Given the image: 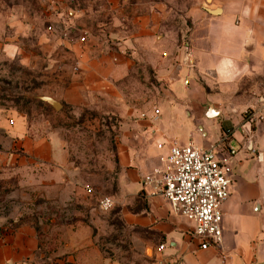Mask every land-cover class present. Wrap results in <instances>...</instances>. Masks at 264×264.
Wrapping results in <instances>:
<instances>
[{"label": "crops", "instance_id": "0c3cea01", "mask_svg": "<svg viewBox=\"0 0 264 264\" xmlns=\"http://www.w3.org/2000/svg\"><path fill=\"white\" fill-rule=\"evenodd\" d=\"M204 5L210 11L200 5L190 14L184 53L174 60L177 68L166 70L165 76L159 70L157 75L171 92L160 106V120L141 119L128 109L116 146L121 199H114L115 214L126 228L137 232L140 246L150 248L151 257L142 255L144 264H264V0H210ZM58 6L63 9L67 4ZM60 10H46L45 19L71 28L77 12L70 9V17H61ZM18 11L13 6L8 16L16 31L9 42H0V52L34 68L39 60L45 63L44 70L58 65V79L67 83V103L80 106L85 104V93H109V73L123 69L111 62L118 54L106 51L98 57L97 47L83 46L69 29L53 43L54 37L23 22ZM140 21L144 30L130 34L125 43L139 46L144 54L151 32L142 27L145 20ZM19 25L30 32L33 48L25 50L15 42ZM76 28L83 34L82 25ZM248 109L263 119L246 123L243 113ZM7 116L0 111L4 162L33 170L28 184L47 203L67 207L77 202L81 186L73 180L62 142L55 137L31 139L21 119L15 129L16 122ZM226 134L224 144L235 155L230 157L226 147H218V158L227 159L231 180L229 197L221 206L223 242L202 251L192 237V225L173 215L161 196H150L142 180L158 166V157L167 153L169 143L209 147ZM158 144L163 149H157ZM95 221L52 225L43 236L31 224L8 229L0 223V264H123L102 249L100 221ZM105 221L110 224L112 219L101 222Z\"/></svg>", "mask_w": 264, "mask_h": 264}, {"label": "rangeland", "instance_id": "374dc122", "mask_svg": "<svg viewBox=\"0 0 264 264\" xmlns=\"http://www.w3.org/2000/svg\"><path fill=\"white\" fill-rule=\"evenodd\" d=\"M204 1L0 0V42H9L10 36L15 35V26H11L8 17L15 6L22 21L31 22L46 31L54 37L51 42L55 43V37H61L65 29L72 30L75 33L73 39L81 35L85 38L83 46L97 47L98 57L106 51L118 54V59L114 57L111 62L123 68L109 73L108 81H112V86L108 94L85 93V104L76 106L65 100L67 83L58 79L57 74L61 71L58 65L44 70L45 63L39 60L34 68L29 62L7 58L0 52V111L16 122L15 129L19 126L16 120L21 119L31 139L58 138L74 171L73 180L79 183L82 192L77 202H70L67 207L47 203L28 184L27 179L35 174L33 170L8 165L0 155L2 227L13 229L31 224L38 235L43 236L49 226L75 219L89 222L93 218L95 222L100 221L101 243L121 263L144 264L142 255H147L148 250L151 257L150 248L144 249L139 245L137 232L126 228L115 214L114 199H121L116 180L119 178L116 146L121 138L124 113L128 109L133 108L141 119L151 120L153 112L159 111L164 101L169 100L170 86L157 75L159 70L165 76L166 70L177 68L179 63H174V60L178 54L184 53L191 27L190 14L204 5ZM60 3L67 4L68 8H59ZM54 7L61 9L58 11L61 17H70V9L77 12L71 28L67 26L64 29V24H50L45 19L46 10L57 11ZM140 19L145 20V25H142L145 31L151 32L145 40L144 54L141 48L139 52V46L133 48L125 43L130 34L144 30L139 26ZM79 24L83 27V34L76 28ZM17 38L15 42L25 50L33 48L30 32L25 28L22 30L20 25ZM160 62L162 65L158 66ZM44 96L57 100L62 108L54 111L38 100ZM143 115L146 118H142ZM102 197H111L114 202V207L106 213L97 208ZM104 218L112 219L111 225L101 222Z\"/></svg>", "mask_w": 264, "mask_h": 264}, {"label": "built area", "instance_id": "2783aa9c", "mask_svg": "<svg viewBox=\"0 0 264 264\" xmlns=\"http://www.w3.org/2000/svg\"><path fill=\"white\" fill-rule=\"evenodd\" d=\"M79 41L83 43L85 38L80 37ZM184 84L187 85L188 81ZM243 114L246 123L263 119L253 109ZM159 116L160 112L155 110L151 119L155 122ZM142 118H146L145 115ZM228 135L209 147L169 143L167 153L158 157V166L142 180L143 185L150 189V196H161L173 215L192 225V237L202 251L217 248L223 242L221 206L229 197L231 180L227 174V159H219L217 151L218 147L224 146L230 157L235 155V151L224 144ZM163 147L162 144L157 145L159 150ZM113 207L111 197H102L97 204L101 213ZM163 248L158 247L160 251Z\"/></svg>", "mask_w": 264, "mask_h": 264}, {"label": "water", "instance_id": "95a60500", "mask_svg": "<svg viewBox=\"0 0 264 264\" xmlns=\"http://www.w3.org/2000/svg\"><path fill=\"white\" fill-rule=\"evenodd\" d=\"M209 1L210 0H206V3H208ZM202 7L204 10L210 11L206 6L203 5ZM38 100L50 106L54 111H59L62 108L61 103L51 97H38Z\"/></svg>", "mask_w": 264, "mask_h": 264}, {"label": "trees", "instance_id": "16d2710c", "mask_svg": "<svg viewBox=\"0 0 264 264\" xmlns=\"http://www.w3.org/2000/svg\"><path fill=\"white\" fill-rule=\"evenodd\" d=\"M75 221H80V222H83V223H88V221H85V220H81V219H75L73 220L72 222H75ZM72 222H68V223H72ZM111 225V224H110ZM102 249L105 250V247L102 246ZM107 251V250H106Z\"/></svg>", "mask_w": 264, "mask_h": 264}]
</instances>
